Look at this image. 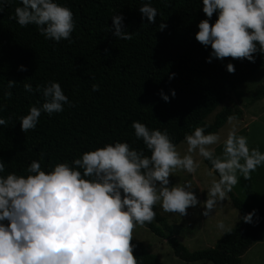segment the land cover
<instances>
[{
	"label": "trees",
	"instance_id": "1",
	"mask_svg": "<svg viewBox=\"0 0 264 264\" xmlns=\"http://www.w3.org/2000/svg\"><path fill=\"white\" fill-rule=\"evenodd\" d=\"M54 2L74 14L72 43L46 40L35 25L22 28L10 19L20 0H8L0 13V104L5 105L0 118H11L6 126H0V158L6 168L0 175L15 172L26 177L27 167L33 160H40L41 152L46 154L42 170L48 172L57 163L71 164L84 152L115 142H126L150 156L143 141L135 138L131 128L134 121L150 130H167L177 145L196 127L205 128V134L215 133L229 115L241 119L243 109L221 107L211 123L205 122L209 114L230 99L231 93L264 67V56L254 54L255 63L231 58L206 63L211 47L206 49L195 40L197 25L206 19L202 0H151L158 13L155 24L142 19L139 11L148 0ZM114 15L123 16L124 29L134 33L132 40L114 37ZM216 18L214 14L211 22ZM161 23L167 25L163 31L159 29ZM229 63L235 67L234 74L226 70ZM21 65L27 71H19ZM172 74L174 78L169 79ZM9 80L16 86L11 89V99H4ZM49 81L61 85L74 107L66 104L61 113L52 116L42 113L37 127L23 133L19 118L28 114L31 106L40 107L44 102L40 93L26 92L24 84L30 83L35 89ZM92 84H98L99 91H92ZM161 91L169 97L168 102L161 98ZM263 98L261 83L244 108ZM203 163L211 168L208 161ZM213 174L218 178L217 173ZM242 187L251 199L249 184L245 182ZM228 200L238 220L212 247L189 251L166 229L153 223L145 228L165 240L172 255L182 262L240 264L242 255L264 230V201L253 205L232 192ZM253 209L256 216L252 224L239 219ZM155 221L161 220L156 216ZM132 243L138 264H160L141 243Z\"/></svg>",
	"mask_w": 264,
	"mask_h": 264
},
{
	"label": "clouds",
	"instance_id": "2",
	"mask_svg": "<svg viewBox=\"0 0 264 264\" xmlns=\"http://www.w3.org/2000/svg\"><path fill=\"white\" fill-rule=\"evenodd\" d=\"M7 3L0 0V13ZM202 4L206 19L197 25L195 40L206 49L211 47L206 63L226 58L255 63L254 54L264 56V0H202ZM139 11L149 24L156 23L158 13L151 0ZM214 14L217 18L212 23ZM10 19L22 28L35 25L46 40L73 42L74 14L54 0H20ZM123 19L122 15L112 17L113 35L130 41L134 33L124 29ZM166 27V23L159 25L160 31ZM18 70L27 68L21 65ZM226 70L235 73L232 63ZM15 86V81H8L4 99H11ZM99 87L92 84L91 89L95 92ZM24 89L40 93L44 102L40 107L31 106L28 114L19 118L23 133L37 127L42 113L52 116L61 113L66 104L74 107L58 82L38 84L35 89L25 83ZM160 95L169 101L163 91ZM171 95L175 97V91ZM4 109L0 104V111ZM10 119L0 118V126H6ZM227 120L233 125L236 117L229 115ZM131 128L150 156L126 142H115L84 152L71 164L57 163L48 172L42 170L46 154L41 152L40 160H33L27 167L26 177L15 172L0 175V264H138L133 233L137 227L155 221L157 206L164 213L185 217L189 208L199 205L201 215L210 218L229 198L240 177L251 180L252 174L264 167V152L259 146L250 147L248 137L239 135L235 125L226 138L220 132L205 134V128L196 127L185 134L184 154L167 130H150L138 121ZM217 146H222L219 155ZM196 157L210 163L209 176L218 174V178L213 176L203 202L190 182L170 184L174 172H197L200 162ZM5 171L0 158V173ZM254 216L255 209L239 219L252 224ZM216 227L231 231L223 220Z\"/></svg>",
	"mask_w": 264,
	"mask_h": 264
},
{
	"label": "rangeland",
	"instance_id": "3",
	"mask_svg": "<svg viewBox=\"0 0 264 264\" xmlns=\"http://www.w3.org/2000/svg\"><path fill=\"white\" fill-rule=\"evenodd\" d=\"M264 83V67L258 73L252 75L244 82L237 91L231 93L230 99L223 102L218 108L205 118L206 123H211L214 114L221 107H237L243 109L241 119L233 121V125L237 128L239 135L247 136L249 146H259L261 152H264V98L255 102L253 105L244 108L245 103L249 100L252 91L259 84ZM253 117V119H251ZM233 125L226 121L223 126L217 130L221 133L222 138H226L227 131ZM184 141L177 144L178 151L184 154L187 145ZM222 146L216 147V153L219 155ZM200 162V167L195 174H187L183 171L174 172L170 177V184L186 182L192 184L193 192L198 199L203 202L207 198V189L211 184L213 176L208 175V168L203 163L202 158L196 157ZM216 177V176H215ZM248 183L253 193L251 199L245 195L242 187L244 183ZM232 193L253 205L264 201V167H260L252 174L251 180H244L240 177L238 185L233 189ZM160 222L154 221L156 226L166 229L171 235L187 250L194 251L212 247L217 239L224 231H220L216 225L217 222L223 220L228 228H232L238 220L236 210L230 205L229 200L222 201L212 217L206 218L201 215L203 209L198 205L195 208L188 209V215L181 217L178 214L164 213L157 206L154 209ZM133 241L143 245L146 251L157 257L160 264H209V262H192L185 263L176 259L166 244L165 240L157 238L145 227H137L133 233ZM240 264H264V230L259 234L254 244L242 255Z\"/></svg>",
	"mask_w": 264,
	"mask_h": 264
},
{
	"label": "crops",
	"instance_id": "4",
	"mask_svg": "<svg viewBox=\"0 0 264 264\" xmlns=\"http://www.w3.org/2000/svg\"><path fill=\"white\" fill-rule=\"evenodd\" d=\"M241 118H242V117H241ZM251 119H253V117H252Z\"/></svg>",
	"mask_w": 264,
	"mask_h": 264
}]
</instances>
